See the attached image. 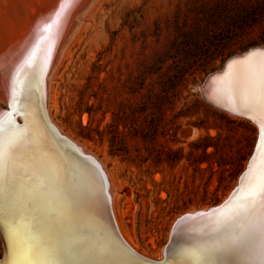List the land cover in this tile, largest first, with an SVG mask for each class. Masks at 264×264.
Returning <instances> with one entry per match:
<instances>
[{"label": "bare ground", "instance_id": "6f19581e", "mask_svg": "<svg viewBox=\"0 0 264 264\" xmlns=\"http://www.w3.org/2000/svg\"><path fill=\"white\" fill-rule=\"evenodd\" d=\"M104 1L73 0L64 7L61 0H0L2 264H257L258 238L249 229L260 209L249 193L259 175L264 136L248 80L264 44L243 55L246 50L237 51L217 68L223 71L208 77L210 70L192 84L206 106L253 127L250 155L258 141L238 187L221 207H189L164 223V243L152 242L157 258L141 251L121 222V185L107 167L106 153L101 158L52 113L60 68L70 63L71 47ZM60 25L53 40L50 33Z\"/></svg>", "mask_w": 264, "mask_h": 264}, {"label": "rangeland", "instance_id": "374dc122", "mask_svg": "<svg viewBox=\"0 0 264 264\" xmlns=\"http://www.w3.org/2000/svg\"><path fill=\"white\" fill-rule=\"evenodd\" d=\"M93 18L60 68L52 113L106 153L121 222L158 258L164 223L220 203L250 156L253 127L206 106L193 86L264 44V0H105Z\"/></svg>", "mask_w": 264, "mask_h": 264}, {"label": "snow or ice", "instance_id": "6c2138e0", "mask_svg": "<svg viewBox=\"0 0 264 264\" xmlns=\"http://www.w3.org/2000/svg\"><path fill=\"white\" fill-rule=\"evenodd\" d=\"M62 6L67 7L73 0H61ZM258 68L254 69L249 76L248 86L254 99H258L260 107V128L264 136V52L259 54ZM249 195L254 203L259 204V215L251 225V231L258 238L257 252L254 259L257 264H264V147H262L259 162V175L256 184L252 187Z\"/></svg>", "mask_w": 264, "mask_h": 264}, {"label": "water", "instance_id": "95a60500", "mask_svg": "<svg viewBox=\"0 0 264 264\" xmlns=\"http://www.w3.org/2000/svg\"><path fill=\"white\" fill-rule=\"evenodd\" d=\"M60 28H61V25H60L59 27L56 26V27L54 28V30L51 31L50 34L53 33V37H52L53 40L56 38V36H57V34H58ZM254 48H260V47H254ZM254 48H252V49H254ZM262 48H264V46H262ZM249 50H250V49H249ZM249 50H246V51L242 52L240 55H243L244 53L248 52ZM240 55H237V56H240ZM235 56H236V55H235ZM233 57H234V56L229 57V58L224 62V64H223V68H224L226 62H227L229 59L233 58ZM223 68H222L221 70H216V71L210 73V74L208 75V77L211 76V75H214V74H215L216 72H218V71H220V72L223 71ZM206 78H207V77H206ZM204 82H205V80H204ZM204 82H203V84H204ZM203 84H202V86H203ZM18 119H19V118H18ZM18 124L21 125L22 123H19V122H18ZM257 141H258V139L256 140V144H257ZM256 144H255V146H256ZM255 146H254V149H255ZM254 149H253L252 154L250 155V157H249V159H248V162H247V165H246L245 169H244V170L242 171V173L238 176V179H237V185L234 186V187L232 188V190H230V192H229V194L227 195V197H226L222 202H220V204H218V205H216V206H214V207H210L207 211H210V210H212V209H218L219 207H221V206H222V205L228 200V198L230 197V195L232 194V192L238 187L239 179H240V177L242 176V174L246 171L247 166H248V164H249V162H250V160H251V158H252V156H253V154H254ZM181 217H182V216H181ZM5 256H6V249H5L4 244L2 243V252H1V255H0V264L3 263V261H4V259H5ZM164 261H165V259H162L161 261H159V262H155V263H163Z\"/></svg>", "mask_w": 264, "mask_h": 264}]
</instances>
